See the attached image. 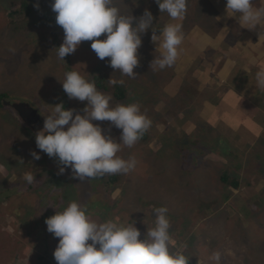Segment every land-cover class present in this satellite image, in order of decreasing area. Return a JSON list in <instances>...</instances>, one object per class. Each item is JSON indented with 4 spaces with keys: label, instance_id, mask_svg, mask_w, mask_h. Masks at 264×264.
<instances>
[{
    "label": "rangeland",
    "instance_id": "obj_1",
    "mask_svg": "<svg viewBox=\"0 0 264 264\" xmlns=\"http://www.w3.org/2000/svg\"><path fill=\"white\" fill-rule=\"evenodd\" d=\"M11 1L13 7H9ZM21 1L0 0V92L10 91L11 100L33 105L44 120L60 103L83 114L87 101L69 99L62 86L67 72L78 71L98 90L112 96L113 106L138 103L152 126L133 147H122L118 153L136 162L130 173L80 182L73 178L70 168L59 174L58 161L37 148L36 136L19 123L8 106L0 107V199L4 201L0 203V264H57L54 251L60 238L48 232L45 221L72 201L85 206L97 222L112 221L109 217L114 216L118 224L135 223L141 239L148 227L155 226L154 209L165 206L175 242L172 251L185 254L189 264H215L209 258L217 251L222 253L221 264H264V110L256 112L257 89L251 111L244 107L241 97L225 99L224 91L233 85L234 76L220 74L208 62L218 46L222 50L227 47L223 54L231 48V53L244 59L241 67L253 74L256 66L264 64V29L259 25L243 28L238 18L226 22L222 0H212L219 9L218 23L206 29L194 2L190 16L182 22L188 27L183 26L185 39L177 63L164 70H151L157 45L149 29L142 35L138 50L144 62L139 66L144 69L132 79L114 70L108 63L110 58L99 59L91 41L82 42L75 53L65 57L66 62L59 60L55 48L62 45L64 31L56 24L53 0H25L31 7L27 16L19 13ZM254 2L257 7L264 6V0ZM143 3L117 0L125 14L134 11L137 18L146 9ZM166 16L153 21L157 29L166 24ZM230 23H237L238 33ZM199 35H208L221 44L205 49ZM225 60L220 67L227 63ZM112 76L125 83L110 86ZM217 76L223 77L219 81L222 85L224 80L228 82L219 92H210L207 84L217 82ZM185 78L191 81L183 87ZM119 89L125 94L121 100L116 97ZM252 94L253 88L248 89L247 95L251 98ZM204 113L217 125L206 121ZM91 122L120 142L122 130L110 126L111 122ZM247 122L259 127L250 137L245 131ZM33 151L41 159H34ZM225 171L241 184L240 188L230 186L231 194L221 180ZM26 173H32L36 181L28 184L23 178ZM111 175L119 176V182H108ZM17 178L21 184L18 191H29L30 186L33 189L20 195L5 191L7 182L9 187L15 186Z\"/></svg>",
    "mask_w": 264,
    "mask_h": 264
},
{
    "label": "clouds",
    "instance_id": "obj_2",
    "mask_svg": "<svg viewBox=\"0 0 264 264\" xmlns=\"http://www.w3.org/2000/svg\"><path fill=\"white\" fill-rule=\"evenodd\" d=\"M188 2L155 0L160 12L167 13L172 21L157 29L150 10L145 9L139 18L127 15L117 0H53L56 24L64 31L62 45L55 48L57 58L65 61L82 42L91 41V49L99 59L110 58L108 63L114 70L135 79L142 35L151 29V40L157 45L151 70L171 68L183 51L182 22ZM35 6L39 8L38 3ZM226 16L238 17L243 28L255 29L259 25L264 29V6L257 7L254 0H226ZM102 35L104 39H99ZM255 79L257 87L264 90V64L259 65ZM108 83L115 87L125 81L112 76ZM62 86L69 99L87 101V106L80 114L75 109H66L63 103L57 104L36 134L37 148L58 161L59 174L70 168L73 178L80 182L107 174L130 173L136 162L125 160L118 153L122 147L131 148L141 140L151 128L152 120L141 112L138 103L113 106L112 96L98 90L95 83L78 71L67 72ZM92 120L109 121L110 126L122 130L120 142L105 135ZM31 155L41 159L36 151ZM23 178L28 184L36 181L32 173H26ZM168 211L165 206L154 209L155 226L148 227L143 239L135 223L125 226L114 221L97 222L76 201L47 218L45 223L48 232L60 238L54 251L57 264H189L185 254L172 251L175 242L170 235ZM209 259L221 264L222 253L214 252Z\"/></svg>",
    "mask_w": 264,
    "mask_h": 264
},
{
    "label": "trees",
    "instance_id": "obj_3",
    "mask_svg": "<svg viewBox=\"0 0 264 264\" xmlns=\"http://www.w3.org/2000/svg\"><path fill=\"white\" fill-rule=\"evenodd\" d=\"M194 2L196 4L195 12L199 16V20H201L202 22H204L203 23V27H205L207 29V27L210 24H212L213 22L218 23L216 21V16L219 13V9H218L217 5L212 0H202L201 2H200V0H189V2H188V11H187V14H186L185 18L188 17V15L190 16V13H189V11H190V4H194ZM222 2L224 4H226V0H222ZM20 5L22 6V8H21V11H19V13H21L23 16H27L31 12L30 5L25 0L21 1V4ZM143 5L145 6L146 9H148V10H150L152 12V14L154 16V20L157 19V16L158 17H160V16L163 17V16H165L167 14V13H161L160 12L159 6L155 3V0H144ZM13 6H14L13 1H11L9 7H13ZM9 7H7V8H9ZM130 14H132L133 16L136 15V13L134 11H130ZM157 14H159V15H157ZM12 16H13V14H12ZM166 18H167L166 19V22H165L166 24L169 23V22H171V20L168 17V15L166 16ZM11 22L12 23H16L14 20L13 21L11 20ZM230 25H231V23H230ZM183 26H187L188 27L187 22ZM218 26L215 27V28H218ZM231 27L233 28V30L235 29L237 31V33L239 32V27H237V23H233L231 25ZM213 29L214 28H211V31H213ZM263 48H264V46H263ZM224 50H222V46H220L219 50H214V52L212 53L211 58L214 60V63H215V69L214 70H216V71L219 70L218 68L220 67V65L223 62V60L228 59V58H234V57H236L239 62H238V66L235 69V72L233 74L234 77H235V80H236V82L233 83V87L236 88L241 93H243V91H245L247 93V90L250 89V88L251 89L252 88L253 89L254 88L257 89V101H258V103L261 104V106H262L261 108H263V110H264V106H263L264 105V90H261V89H259L257 87L256 79H255V74H256L257 70L253 74L244 73L243 72L244 70L240 66V62L241 63H244V59L241 58L240 54H238V53H231V48L229 49L230 52H229V50H227V53L226 54H223L224 53ZM221 53L223 55L222 57H221ZM203 54L205 55V53H203ZM143 63L144 62H142V60H141L140 61V65H142ZM143 69H144V67L138 66L137 69L135 70V72L140 73V71H143ZM253 70H255V69H253ZM214 91L217 92V86H215V83H214ZM10 93H11L10 91L9 92H0V107H5V105L2 103L3 97H5V96L8 97L9 95H12ZM254 94L255 93L252 94L251 99H254ZM116 97L119 100L123 99L125 97L124 91L121 90V89H119L117 91V93H116ZM166 108L167 107H165V110L166 111H169L170 110V107H168L167 109ZM238 138H241V137L239 136ZM222 174H225L223 177H221V180H222V182L224 184H227L228 185L227 189H229L230 186H233L234 188H238L241 185L239 179L238 178H234L233 179L232 176H231V174H230V172L225 171ZM119 180H120V177L117 176V175H111L108 178V182L111 181L114 184L118 183ZM19 181L20 180L17 178L16 181H14L15 182L14 183L15 186H11V187L8 186V182H7V184H6V190L5 191H7V192L9 191L10 194L20 195L21 193H19V192H21V191H22V193H24V192H28L29 193V191H31L33 189L30 186L29 191L25 190L24 188H21V190L18 191L17 189H19L21 187L20 186L21 184H18ZM13 187H16V188H13ZM227 193H230L231 194V190L230 189L227 190ZM2 202H4V201L2 199H0V203H2ZM6 202H7V200H6ZM16 208H14V209L17 210ZM231 212L232 213L233 212H236V209L235 208L234 209H231ZM113 217L114 216H111L109 218L112 221H114V222H118ZM178 244H180L181 246L183 245V243H181L179 241H178ZM192 251L193 252H197V249H195V248L192 247ZM222 263H225V262H222Z\"/></svg>",
    "mask_w": 264,
    "mask_h": 264
},
{
    "label": "crops",
    "instance_id": "obj_4",
    "mask_svg": "<svg viewBox=\"0 0 264 264\" xmlns=\"http://www.w3.org/2000/svg\"><path fill=\"white\" fill-rule=\"evenodd\" d=\"M223 17H226V22L228 21L229 22V20H228V17L226 16V9L223 11ZM238 18V17H237ZM221 22V21H220ZM223 22V21H222ZM221 22V23H222ZM199 38H202V41L204 42V45L203 46H205V49H207V48H212V47H217L218 45H220L221 44V41L220 40H218L217 42H215V40L216 39H212L211 37H209L208 35H205V36H200L199 35ZM204 38V39H203ZM214 42L215 43H217V44H215V45H213L214 44ZM264 46V45H263ZM218 47H220V46H218ZM263 50H264V48H263ZM228 61H227V63H225L223 66H221V67H219L218 69L221 71L220 72V74H223L224 72L225 73H227V76L228 75H230L229 77H231V76H234L233 74H234V72H235V69L237 68V66H238V60H237V58L236 57H234V58H228L227 59ZM226 61V60H225ZM208 62L212 65V67L215 69V63H214V60L212 59V60H208ZM242 64L243 63H241L240 62V66H242ZM223 68V69H222ZM244 71V73H247L246 72V69L244 68V67H241ZM254 69H256L257 71H258V66H256V68H254ZM218 70V71H219ZM217 71V72H218ZM219 74V73H218ZM223 78V77H222ZM222 78H220V77H218L217 76V82H211V83H209V84H207V86L209 87L210 86V88H209V91L210 92H213V89H214V83H215V86H217V92H219L220 91V89L222 88V87H224L225 85H226V83L228 82V79L227 80H224L225 81V84L224 85H222V83L221 82H219V81H221V80H223ZM234 79H235V77L233 78V81H234ZM190 79H188V80H186V78L184 79V80H182V85H183V87H185V86H188V84L190 83ZM234 82H236V80L234 81ZM233 82V83H234ZM234 92H233V91ZM255 91H256V89L254 88L253 89V93H255ZM239 93V91H237V89L236 88H234L233 87V85L232 86H230V88H228V89H225V91H224V97H225V99L226 98H233V100H235L236 101V98L235 97H241L242 98V100H241V102H242V104L244 105V107H246L248 110H252L253 108H254V105H253V103H252V101H251V98L247 95V93L245 92V91H243V93H240V94H238ZM220 98V97H219ZM254 100V99H253ZM258 106L259 107H256V109H257V113H258V111H261L260 110V108L262 107L261 106V104L259 103L258 104ZM236 108H237V103H235V109H234V111L236 110ZM243 112H244V110L242 111V115H243ZM204 117L206 118L205 120L206 121H211V120H213V119H211V120H209L208 119V116H207V113H204ZM239 117V116H238ZM255 120V119H254ZM255 122H256V120H255ZM211 123V125H214V126H216L217 124H216V122H210ZM247 128L245 129V131H248L249 133H248V136L250 137L252 134H255V131H258V126L257 125H255V124H253L252 122H247ZM230 125V124H229ZM252 128L253 130H251L250 128ZM247 136V137H248ZM241 138H242V136H241ZM247 139H249V138H247ZM250 140V139H249Z\"/></svg>",
    "mask_w": 264,
    "mask_h": 264
},
{
    "label": "flooded vegetation",
    "instance_id": "obj_5",
    "mask_svg": "<svg viewBox=\"0 0 264 264\" xmlns=\"http://www.w3.org/2000/svg\"><path fill=\"white\" fill-rule=\"evenodd\" d=\"M6 97V96H5ZM4 98V97H3ZM11 98V97H10ZM12 99V98H11ZM15 99V98H14ZM14 101H16V102H19V103H26V101H24V100H17V99H15ZM29 104V103H28ZM31 105V104H30ZM32 106V105H31ZM36 108V107H35ZM11 109V108H10ZM13 112H14V114L17 116V118H18V120H19V123L21 122L20 121V115L21 116H24V118H26V122L27 123H25L26 125H22L24 128H26L27 130L29 129L35 136H36V134L39 132V131H41L42 129H43V127H44V122H45V120H44V117H42L41 115V112L40 113H38V116L37 117H34V112H30L29 110H28V112H26V109H24L22 112H21V114L19 113V111H15V110H13V109H11ZM38 111H40V110H38ZM41 114V115H40ZM30 117V118H29ZM42 117V118H41ZM228 197V199H230V196H227ZM228 199H226V200H224V201H227Z\"/></svg>",
    "mask_w": 264,
    "mask_h": 264
},
{
    "label": "water",
    "instance_id": "obj_6",
    "mask_svg": "<svg viewBox=\"0 0 264 264\" xmlns=\"http://www.w3.org/2000/svg\"><path fill=\"white\" fill-rule=\"evenodd\" d=\"M2 103L5 105V106H8L9 108L15 110V111H19V113L21 114V112L26 109V112H28V110L31 112H34V117H37L38 116V113L34 110V108L28 104L27 102L26 103H19V102H16V101H13L11 100L10 98H6L4 97L3 100H2ZM30 118V117H29ZM20 121L24 124V123H27L26 122V118H24V116H21L20 115ZM25 125V124H24Z\"/></svg>",
    "mask_w": 264,
    "mask_h": 264
},
{
    "label": "bare ground",
    "instance_id": "obj_7",
    "mask_svg": "<svg viewBox=\"0 0 264 264\" xmlns=\"http://www.w3.org/2000/svg\"><path fill=\"white\" fill-rule=\"evenodd\" d=\"M6 98H9V97H6ZM34 110L37 112V113H40V111H38V109L37 108H34ZM42 114V113H41ZM40 114V115H41ZM42 116V115H41ZM42 118V117H41Z\"/></svg>",
    "mask_w": 264,
    "mask_h": 264
}]
</instances>
